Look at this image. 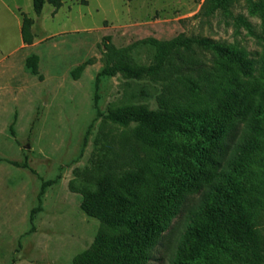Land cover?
I'll return each mask as SVG.
<instances>
[{"label":"rangeland","instance_id":"374dc122","mask_svg":"<svg viewBox=\"0 0 264 264\" xmlns=\"http://www.w3.org/2000/svg\"><path fill=\"white\" fill-rule=\"evenodd\" d=\"M216 4L66 0L57 10L47 2L37 14L33 0H0V264H75L78 254L104 243L101 230L112 232L84 204L111 200L131 170L147 166L118 164L120 151L133 146L129 132L135 123L122 124L112 111L127 104L159 110L165 83L131 72L97 80L106 65V43L122 47L183 34L237 45L254 56L264 51V0H222L214 9ZM24 14L34 20L32 43L22 40ZM205 53L207 59L217 56L212 50ZM31 54L39 57L38 74L26 65ZM85 61L89 63L74 78L71 70ZM151 61L152 51L141 45L129 55L128 67ZM179 136L200 137L186 131ZM47 179L55 182L43 190ZM156 181L160 188L172 186L168 178ZM206 186L198 181L196 188L180 189L172 215L140 264H172L190 211L201 206ZM258 228L264 241V224Z\"/></svg>","mask_w":264,"mask_h":264},{"label":"trees","instance_id":"16d2710c","mask_svg":"<svg viewBox=\"0 0 264 264\" xmlns=\"http://www.w3.org/2000/svg\"><path fill=\"white\" fill-rule=\"evenodd\" d=\"M64 1L33 0V7L40 14L45 3L57 10ZM33 24V18L24 14V43L33 41ZM141 45L152 51V61L130 69L129 55ZM205 50L217 56L207 59ZM104 56L106 65L97 80L100 75L131 72L136 78L165 84L158 96L159 110L127 104L122 111H112L122 124L135 123L129 132L133 146L120 151L118 164L147 166L131 170L111 200L84 204L86 212L112 232L101 230L104 243L78 254L75 264H140L162 223L172 215L180 189L196 188L198 181L207 183L203 202L199 209H191L190 224L172 264H264L258 228L264 224V51L254 56L237 45L181 34L169 40L149 37L122 47L108 42ZM38 62L36 54L27 58L33 74L39 72ZM88 63L74 67L72 76L79 78ZM182 131L200 137L184 139L179 136ZM23 164L18 166H28ZM160 177L168 178L172 186L160 188L156 181ZM54 182L45 180L43 190Z\"/></svg>","mask_w":264,"mask_h":264}]
</instances>
